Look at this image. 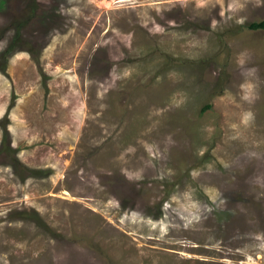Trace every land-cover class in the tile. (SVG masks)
<instances>
[{
  "label": "rangeland",
  "instance_id": "rangeland-1",
  "mask_svg": "<svg viewBox=\"0 0 264 264\" xmlns=\"http://www.w3.org/2000/svg\"><path fill=\"white\" fill-rule=\"evenodd\" d=\"M263 20L0 0V264H264Z\"/></svg>",
  "mask_w": 264,
  "mask_h": 264
},
{
  "label": "trees",
  "instance_id": "trees-1",
  "mask_svg": "<svg viewBox=\"0 0 264 264\" xmlns=\"http://www.w3.org/2000/svg\"><path fill=\"white\" fill-rule=\"evenodd\" d=\"M250 27L251 28H264V20L263 21H260L258 23H252L250 24Z\"/></svg>",
  "mask_w": 264,
  "mask_h": 264
},
{
  "label": "bare ground",
  "instance_id": "bare-ground-1",
  "mask_svg": "<svg viewBox=\"0 0 264 264\" xmlns=\"http://www.w3.org/2000/svg\"><path fill=\"white\" fill-rule=\"evenodd\" d=\"M133 157H134V155H133ZM134 158H136V157H134ZM139 161H142V160L139 159ZM139 161H137V162L139 163ZM135 164H136V163H135ZM139 164H140V163H139ZM132 165H134L133 162H132ZM139 166H141V164H140Z\"/></svg>",
  "mask_w": 264,
  "mask_h": 264
}]
</instances>
